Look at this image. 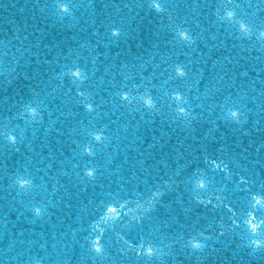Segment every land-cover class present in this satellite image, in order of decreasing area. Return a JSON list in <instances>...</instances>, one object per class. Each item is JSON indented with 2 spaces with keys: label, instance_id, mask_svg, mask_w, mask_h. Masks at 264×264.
I'll return each mask as SVG.
<instances>
[{
  "label": "water",
  "instance_id": "95a60500",
  "mask_svg": "<svg viewBox=\"0 0 264 264\" xmlns=\"http://www.w3.org/2000/svg\"><path fill=\"white\" fill-rule=\"evenodd\" d=\"M159 2L161 12L151 0H0V264H264L232 223L264 192V0ZM77 67L84 81L64 74ZM195 171L208 188L193 189ZM108 204L119 218L94 224ZM193 237L205 247L191 249Z\"/></svg>",
  "mask_w": 264,
  "mask_h": 264
},
{
  "label": "clouds",
  "instance_id": "9594fccd",
  "mask_svg": "<svg viewBox=\"0 0 264 264\" xmlns=\"http://www.w3.org/2000/svg\"><path fill=\"white\" fill-rule=\"evenodd\" d=\"M226 2H227L228 4H232V3L234 2V0H226ZM59 7H60V10H61V11H64V12H67V11H68L67 5H65V4H60ZM157 12H158V11H157ZM229 12H231V13L233 14L231 18H227V14H228ZM235 16H236V14H235V12H234L233 10H230V9H226V10H225L224 18H225L226 20H228V21H232V20L235 18ZM236 23H237L238 25H239V24H245V25H248V24H246L243 20H236ZM239 31L241 32L240 28H239ZM241 33H242V32H241ZM262 33H264V29H259V30H258V39H259V40H264V36L261 35ZM243 34L245 35V37H247L248 35H251V34H252V29L250 28V33H248V32H244ZM177 66H180V65H176L175 68H176ZM175 68H174V69H175ZM185 75H186V73H185ZM128 95H130V94L128 93ZM177 97H181V94H180V93H174V94H172V98H173L175 101H178V102H179V101L182 100V97H181V99H177ZM149 98L152 100V104H153V107H154V101H153L152 97H151L149 94H144V95L140 96V99L142 100V102H143L144 99H149ZM143 104H144V103H143ZM144 106H146V105H144ZM146 107H147V106H146ZM153 107H152V108H153ZM147 108H148V107H147ZM149 109H151V108H149ZM182 109H183V108H182ZM184 110H185V109H184ZM26 111H27L28 115H29L31 118H33V119H35V118H37V117L39 116V112H38L37 109L34 108V107L27 106V107H26ZM231 113H236V115H235V116H232ZM229 116H230V119H231L233 122L239 123V121H240V119H241V117H242V113L240 112L239 108H233V109H231V110L229 111ZM7 139H8V141H9L10 143H13V144L15 143V137H14L13 135L8 134V135H7ZM88 150H89V146H88V145H85L83 151H84V152H87ZM205 163H211V161H209L207 158H205ZM211 164H212V163H211ZM88 170H92V169H86L85 171H88ZM194 177H195V178L191 179L192 187H193L194 190H196L197 192H199V191H201V190H204V189L208 188V184H207V182L205 181V179L201 178V177L197 174L196 171L194 172ZM91 178H93V177H91ZM91 178H89V179H91ZM15 183H16L17 185H19L21 188H23V185H24L25 183H29V184H30L31 182H30L29 180L16 179ZM200 184H204V187H203V188L198 187V185H200ZM262 193H264V192H257V193H255V194H251V193H250V197H251V198H252L253 196L260 197ZM251 198H250V201H249V210H248L247 214L241 218V222L238 223L236 220H233L232 223H233V225H236L237 227H243V228L248 232L250 238H249V239L247 240V242H246V247H247L248 249H250V253H251V254H255V253L260 252L261 250H264V216H262V215H258V212L264 211V208L258 207V206L252 201ZM219 199H220V198L217 197V200H218V201H219ZM199 201H203V204H205V201H204V200H199V199H198L197 202L199 203ZM200 204H201V203H200ZM112 205H113V204H108V205L105 206V210H104L103 214L99 217V219H98L97 221L94 222V224H99L100 221H104L106 208H107L108 206H112ZM213 207H219V204H215V205H213ZM224 207H225V208H228V205H227V204H224ZM248 213H252V215L254 216V218H250L249 215H248ZM35 214H36V213H35ZM36 215H37V214H36ZM39 215H40V214H39ZM39 215H37V216H39ZM119 216H120V215H119ZM119 216H118V217H114V218H109L108 220H110V221H115V220H117V219L119 218ZM199 235L203 236V233H200ZM121 239H122V237H121ZM96 240H101V238H100L99 235L94 236L93 239L89 242V244H90V248H91V250H92L94 253H96L97 255H100V254H102L103 249H102L101 252H97V251H96V245L93 243V242L96 241ZM194 242H195V243H199V242H196L195 237H193L192 239H190L189 242H188V245H189V247H190L191 249H196V250H198V249H202V248L205 247V245H204L203 243H199V244L201 245V247H199V248H194V247L192 246ZM150 247L152 248V250H153V254H154L155 249H154L152 246H150ZM138 254H139V253H138ZM148 257H151V256H148ZM37 264H39V262H37Z\"/></svg>",
  "mask_w": 264,
  "mask_h": 264
},
{
  "label": "snow or ice",
  "instance_id": "6c2138e0",
  "mask_svg": "<svg viewBox=\"0 0 264 264\" xmlns=\"http://www.w3.org/2000/svg\"><path fill=\"white\" fill-rule=\"evenodd\" d=\"M151 6L158 12H161L163 11V5L159 2V0H151ZM232 13L229 12L227 14V18H231L232 17ZM241 32L244 33V32H248L250 33V27L249 25H245V24H239L238 25ZM113 35H119V32L118 31H113L112 33ZM179 38L184 41V42H187V43H191L192 42V37L188 34L187 31L185 30H178L177 32ZM262 36H264V33L261 34ZM175 74L179 77H184L185 76V70L182 66H177L175 69ZM65 75H70L71 77L74 78L75 81H84L85 79H87L85 73L83 70H81L80 68H75L73 70H71L70 72H67V73H64ZM76 95L79 96V97H85L87 99V97L90 95L89 93H86L82 90H77L76 92ZM119 96L121 98V100L123 101H129V95H128V92L127 91H122L119 93ZM177 99H181V97H177ZM143 103L144 105H146L148 108H152L153 107V104H152V100L149 98V99H144L143 100ZM83 109L88 112V113H91L94 111V106H93V103L91 102H85L83 103ZM179 113L183 116H187L188 113L180 108L178 109ZM232 116H235L236 113H231ZM89 135L92 137V139L95 141V142H100L102 139H103V136H102V130L101 132H91L89 133ZM86 153L88 156H92L94 153H93V150L91 147H89V150L87 152H84ZM212 165L214 166L213 167V170H217L219 169L220 171H224L225 168H227V165L224 166V168H221V165L219 163H217L215 160H212L211 161ZM85 176H87L88 178H91L94 176V171L93 170H88V171H85ZM241 183H246V181L243 180V178H241ZM30 184L29 183H25L23 185V187H27L29 186ZM198 187L200 188H203L204 187V184H200L198 185ZM152 195L154 197H159V196H163L164 193L163 192H154L152 193ZM252 201L258 206V207H261V208H264V193L261 194L260 197H256V196H253L252 198ZM199 203L203 204V201H199ZM208 203H211V201H209ZM121 208L124 207V205H121L120 206ZM35 213L37 215L40 214V209L39 208H36L34 209ZM228 211L229 212H232V209L230 207H228ZM121 213L118 212L117 208L115 206H108L106 208V212H105V217H104V220H108L109 218H114V217H118ZM233 215H235V213H233ZM249 217L250 218H254V216L252 215V213H248ZM95 245H96V251L97 252H101L102 251V247H101V243H100V240H96L93 242ZM194 248H199L201 247V245L199 243H193L192 245ZM140 247H143V245L141 244ZM144 254L147 255V256H152L153 255V250L151 247H148L147 249H144Z\"/></svg>",
  "mask_w": 264,
  "mask_h": 264
}]
</instances>
